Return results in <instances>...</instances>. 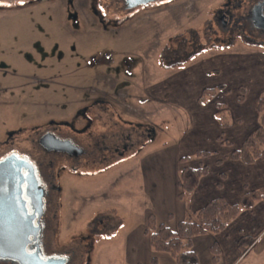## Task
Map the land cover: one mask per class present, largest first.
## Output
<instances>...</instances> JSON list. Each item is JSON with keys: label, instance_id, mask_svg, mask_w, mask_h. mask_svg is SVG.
Listing matches in <instances>:
<instances>
[{"label": "rangeland", "instance_id": "374dc122", "mask_svg": "<svg viewBox=\"0 0 264 264\" xmlns=\"http://www.w3.org/2000/svg\"><path fill=\"white\" fill-rule=\"evenodd\" d=\"M245 1L160 0L126 10L118 0H98L103 27L89 0H74L71 7L68 0L40 4L0 0V158H33L39 134L49 125L57 126L58 120L72 123L85 111L80 108L101 96L119 104L124 111L123 132L132 133L134 146L125 154L122 170L88 169L82 173H97H76L61 185V201L74 208L71 235L79 233L83 213L92 223L102 211L107 222V235L96 239L98 247L89 264H150L143 229L148 215L164 214L172 202L169 183L178 150L200 140L207 148L216 136L218 128L208 122L209 116L195 126L191 114L177 105L168 106V98L163 99L167 87L172 88V100H178L174 98L185 87H198L200 92L221 84L230 90L217 96L221 103H231L240 86L247 89L246 105L264 97L263 79L257 76L264 70L260 64L264 36L250 33L243 24L233 28L227 18L224 23L219 19L230 3ZM232 9L240 11L236 15L245 13ZM193 34L208 35L227 48L164 69L176 59L163 62V48L176 50L183 37L191 53L197 47ZM236 36L242 39H235L232 46ZM238 66L248 73L236 71ZM153 93H160L158 101ZM215 100L207 104L206 115ZM94 128L98 131L100 125ZM73 240L62 235L60 247L67 248ZM85 258H76L74 264L86 263Z\"/></svg>", "mask_w": 264, "mask_h": 264}, {"label": "flooded vegetation", "instance_id": "af4514ba", "mask_svg": "<svg viewBox=\"0 0 264 264\" xmlns=\"http://www.w3.org/2000/svg\"><path fill=\"white\" fill-rule=\"evenodd\" d=\"M26 1L27 4H40L50 1L54 3L55 0ZM118 1L124 6V9L132 10L127 8L124 0ZM97 2L96 0H89V4L95 5V8H92L95 16L100 15L101 17V14L96 11ZM69 3L73 4L74 1H69ZM230 4L227 7L231 6V8L222 10L219 14L222 23L227 18L228 21L232 22L230 26L233 28L241 27L243 24V26H248L251 29L250 33L264 36V29L256 28L253 21L258 7L264 17V0H248L247 3L245 1ZM232 7L241 11L245 10L244 15H236L240 11L237 13V10L232 9ZM241 20H243V23H241ZM86 105L80 108L85 111L81 115L78 114V118L74 119L72 123L67 119L58 120L57 126L52 127L49 125L48 129L39 134L37 136L39 137L38 143L32 148L33 158L17 155L32 166L33 174L41 190L39 202L36 193L29 187L30 185L27 182L23 184V198L27 213L33 217L37 232L29 238V243L26 246L27 258L23 263L0 259V264H44L50 260H63L65 264H74L76 258L83 260L84 256L86 257V263L84 264H89L90 255L98 247L96 239L106 237L108 225L101 216L103 215L102 211L99 212V216L92 223H89L88 216H84L88 213H83L79 233L71 235L74 233L71 231L72 221H75L73 219L75 216L74 208L69 203L64 204L62 202L64 189L61 185L65 180L73 179L76 173H97V171L91 172L97 168H99L98 172L100 173L109 170L108 168L111 171L122 170L124 156L129 152V148L134 146L131 142L133 136L132 133L125 134L123 132L122 119L124 111L118 103L101 96L93 102H87ZM126 112L130 114L129 111ZM96 124L100 125L98 131L94 128ZM131 124L133 125V121H131ZM146 124L150 125L148 122ZM135 127L139 128V124H136ZM149 130L148 128L147 131ZM45 135H51L63 142H70L79 151L77 149H72L71 152L48 151L40 144L41 138ZM8 156L10 155L0 158V161ZM88 169L91 170V173H82ZM23 174L27 177L28 172L23 171ZM74 192L75 190L71 187L70 196ZM94 216H96V213ZM62 235L74 239L67 248L60 247L59 237ZM49 264L56 263L51 262Z\"/></svg>", "mask_w": 264, "mask_h": 264}, {"label": "crops", "instance_id": "0c3cea01", "mask_svg": "<svg viewBox=\"0 0 264 264\" xmlns=\"http://www.w3.org/2000/svg\"><path fill=\"white\" fill-rule=\"evenodd\" d=\"M260 64L264 66L263 55L260 58ZM238 68L236 71H242V74L248 73L247 69H241L240 66ZM257 76L263 79L261 90H264V70H259ZM205 88H201L200 92H197L198 87H185L182 89L181 95L174 98L178 100H172L171 86L165 88L166 90L163 92V99L168 98V106L177 105L180 110H185L189 115L191 114V120L195 126L201 121L205 122L204 116H209L208 122L211 121L218 128L216 129V136L212 137L207 148L202 140L200 142L196 140L197 142H193V144H183L174 158L176 163L173 169L174 179L170 178L169 183L172 202L164 214L159 216L155 211L152 212L159 223L167 224L171 228H175L178 222L186 219L191 213L200 210L213 199L223 198L231 204H236L239 203L245 192L264 187V151L261 158L252 165H245L230 158L231 152L239 148L245 138L258 126L259 113L256 104L262 96H257L258 98L254 99L250 105H246V102L237 103V94L231 103L223 102L222 104L226 105L229 117H231L229 128L223 130L215 120L214 115L217 112L215 105L209 108V115H206L207 105L201 106L198 103V99ZM153 94L156 100L160 99L156 97L160 93ZM220 94L222 97L225 96L223 92ZM216 103L221 102L215 100ZM220 135H223L224 138L227 137L226 139L231 146L222 145L217 140ZM199 151H207L211 155L205 158H195L185 163L180 162L182 157L194 156ZM218 160L221 162L217 163ZM200 165H207L209 173L201 179L194 193L184 200L178 199L180 170L183 167L196 168ZM170 214L172 218L168 219ZM144 230L145 228L143 235L148 239ZM241 238L249 239L243 244L244 249L239 246ZM213 245L219 249V259L216 263L213 261L211 251ZM149 248L150 264H152L151 260L154 257L157 264H176L169 255L154 253L150 244ZM193 248L199 257V264H264V201L258 202L252 210L242 211L222 232L194 238ZM135 264H141V261H137Z\"/></svg>", "mask_w": 264, "mask_h": 264}, {"label": "trees", "instance_id": "16d2710c", "mask_svg": "<svg viewBox=\"0 0 264 264\" xmlns=\"http://www.w3.org/2000/svg\"><path fill=\"white\" fill-rule=\"evenodd\" d=\"M68 0L67 5L71 7ZM97 2V0H96ZM96 11L101 14L99 10V2L96 3ZM103 15L97 16L99 22L104 24ZM101 19V21H100ZM113 23V20H111ZM118 23V21H115ZM110 23V22H108ZM251 30V29H249ZM239 36L232 38V46L235 39ZM178 38V37H177ZM193 42L197 45L195 50L191 53L188 52L189 41L185 38L179 39L178 47L174 51H170L169 47H164L161 54L163 62L168 58H175L176 62L173 64L163 66L164 69H176L188 64L194 58L206 54L213 50H220L227 48L226 46L217 45L212 42L208 35L200 36L193 34ZM202 40L205 41L202 44ZM236 42V41H235ZM171 52V53H170ZM228 95L229 90L223 84L214 88H205L202 91L198 103L201 106H206L217 98L220 93ZM247 96V89L245 86H240L236 95V102L242 104L245 102ZM257 111L259 113L258 126L245 138L241 146L231 152L230 158L234 161H239L245 165H252L259 160L264 151V97H260L257 100ZM215 108V120L219 124L221 129L229 128L230 117L226 109V105L222 103H216ZM217 140L226 146H231L230 142L224 138L223 135L217 138ZM211 153L207 151H199L194 156H186L180 159V162L185 163L195 158H205L210 156ZM221 161L218 160L217 163ZM209 173V167L207 165H200L199 167H183L179 172L178 178V199L184 200L187 196L194 193L203 177ZM260 201H264V187L256 190L247 191L240 198L239 203L231 204L223 198H216L209 201L200 210L191 213L186 219L181 220L175 226L171 228L169 225L159 223L156 216L152 213L146 218V227L144 234L148 237L149 244L156 254L169 255L176 264H199V257L193 248V240L196 237L204 236L207 234H218L222 232L233 220H235L242 211L252 210L256 204ZM172 215H168V219H171ZM247 238H241L239 246L244 249L243 244ZM213 254V261L216 263L219 259V249L213 245L211 248ZM152 264H157L156 258H152Z\"/></svg>", "mask_w": 264, "mask_h": 264}, {"label": "water", "instance_id": "95a60500", "mask_svg": "<svg viewBox=\"0 0 264 264\" xmlns=\"http://www.w3.org/2000/svg\"><path fill=\"white\" fill-rule=\"evenodd\" d=\"M128 9L146 6L159 0H124ZM253 19L256 28L264 29V17L258 7ZM40 144L48 151L71 152L77 148L70 142H63L51 135L41 138ZM78 150V149H77ZM79 151V150H78ZM23 171H27L25 177ZM27 182L40 202L41 190L33 174L32 166L16 155L0 161V259L23 263L27 258L26 246L30 236L36 234L33 217L28 215L23 198V184ZM35 198V197H34ZM33 198V199H34ZM65 264L63 260L49 263Z\"/></svg>", "mask_w": 264, "mask_h": 264}]
</instances>
